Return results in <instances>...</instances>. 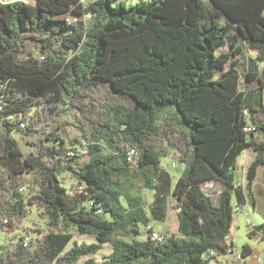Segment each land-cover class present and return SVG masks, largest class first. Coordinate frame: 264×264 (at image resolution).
Returning <instances> with one entry per match:
<instances>
[{"label":"trees","instance_id":"obj_1","mask_svg":"<svg viewBox=\"0 0 264 264\" xmlns=\"http://www.w3.org/2000/svg\"><path fill=\"white\" fill-rule=\"evenodd\" d=\"M261 62L264 0H0V232H27L0 244V264H78L107 242L108 256L84 264H209L228 254L234 205L257 204ZM71 110L73 138L61 119ZM84 143L89 159L79 163ZM248 147L256 158L240 172ZM170 154L186 164L176 181L161 164ZM215 181L217 201L205 189ZM142 188L154 192L151 215ZM30 206L43 223H24ZM170 208L177 228L161 241L137 238ZM249 235L263 241L264 222Z\"/></svg>","mask_w":264,"mask_h":264},{"label":"rangeland","instance_id":"obj_2","mask_svg":"<svg viewBox=\"0 0 264 264\" xmlns=\"http://www.w3.org/2000/svg\"><path fill=\"white\" fill-rule=\"evenodd\" d=\"M2 1H12V0H2ZM27 2H34L35 0H24ZM93 0H84L85 4L88 5ZM130 1H138V0H130ZM243 44V43H242ZM229 45H224L222 49L220 50H228ZM252 55V52L249 51L246 47H244V50L242 54L240 55L241 60V71L242 75H245L246 67H247V59L248 57ZM260 67L264 68V62L260 63ZM244 82V80H242ZM78 117L79 113L76 110H71L68 113H65L63 117H61L62 122L64 123V127L67 128L68 132L70 133V138H73L74 136H79V126H78ZM4 127L1 126L0 122V133H4ZM14 136L18 138L22 145L25 144V139L21 137L20 133L14 132ZM69 138V139H70ZM68 144L70 142L68 141ZM78 152L77 155L82 154V158L80 159L79 163H83L89 159L88 154V148L87 144L84 143V145L79 144L78 145ZM244 159V157H243ZM177 163V166L174 167V164ZM74 164V163H73ZM161 164L163 167L169 169L173 175L174 181L178 179L179 176H181L184 172V169L186 167L185 162L179 161L175 158L173 154L163 156L161 157ZM78 166V165H76ZM243 166V165H242ZM239 167L240 172L246 170ZM3 171V169L0 167V173ZM243 175V173H242ZM241 175V179L243 176ZM245 181H247V176L244 177ZM62 180L65 184V186L70 190V192H75L78 190V181L75 178V176L70 171H66L62 174ZM138 182V186H139ZM223 185L220 182H210L205 185V189L208 193H210L215 200L217 201V198L219 196V192ZM141 193L145 196L147 200V209L149 211V214L151 215L150 210V204L154 196L153 190L142 188L140 189ZM254 192L257 197V204L253 205L251 201L247 204L246 210H248V215L241 213L235 215V222L233 224L232 228V237L235 239L236 244V251L238 253L242 252V249L244 245L248 244L251 246V253L247 256H243V259L238 258L237 256L225 254L221 256H215L214 259L211 260L209 264H263L264 262V240L262 241L260 239V236H250L249 231L254 225H259L260 223L264 222V163H261L258 166L257 169V176L255 179V185H254ZM235 200V199H234ZM235 202V201H234ZM30 213L28 218L25 220V224L34 226V220L43 221L38 216V210L35 206H30ZM251 219V223L247 222V218ZM253 223V224H252ZM151 226L154 230L162 234L163 236H167L169 234V229L173 228L175 226L177 228L178 225V219H176V215L172 208L168 211V216L165 220H155L152 219L150 221ZM74 232V240L78 242H86V243H92L97 242L96 236L94 234L90 233H79L76 230H73ZM27 234L26 230L23 228H18L16 231L7 233V232H0V244H8L10 242L15 241L17 238V235H25ZM149 237L148 234V225H142L141 226V234L137 237L138 239H147ZM112 251V244L110 242L104 243L102 249L97 252L96 254H89L83 256L78 264H84L85 260L89 257H95L97 260H102L106 256H108Z\"/></svg>","mask_w":264,"mask_h":264},{"label":"built area","instance_id":"obj_3","mask_svg":"<svg viewBox=\"0 0 264 264\" xmlns=\"http://www.w3.org/2000/svg\"><path fill=\"white\" fill-rule=\"evenodd\" d=\"M245 112L247 113L248 110H245ZM245 129H246L247 131H251V130H253L254 128H253V126L248 125L247 127H245ZM135 153H136V150H135L134 148H131V149H130V152H129L130 157H133V156L135 155ZM72 154H74V152H72ZM245 176H246V174H245V175L243 176V178H242L243 181H245V179H244ZM79 188H82V186H79ZM246 208H247V204L244 205V206H241L240 204H235V205H234L235 215H236V213H237V214H238V213H239V214L244 213V214L248 215V210H246ZM247 222L251 223V219H250L249 217L247 218ZM252 224H253V223H252ZM148 234H149V238L152 239V240L161 241V240L164 239V236H163L162 234H160L159 232H157L156 230H154V229L152 228L151 224L148 225ZM28 239H29V238L27 237V238H26V241H27ZM232 239H233V237H232ZM233 240L235 241V239H233ZM228 254H230V255H234V256H237V257L240 258V259H243L242 254H241V253H238V252L236 251V248H235V247L232 248V249H230L229 252H228Z\"/></svg>","mask_w":264,"mask_h":264},{"label":"crops","instance_id":"obj_4","mask_svg":"<svg viewBox=\"0 0 264 264\" xmlns=\"http://www.w3.org/2000/svg\"><path fill=\"white\" fill-rule=\"evenodd\" d=\"M255 54V52H253V55ZM244 157V159H243ZM256 158V152L252 147H248L245 149V151L243 152V154L241 155V157L238 160V165L239 167H241L243 169H246L250 163Z\"/></svg>","mask_w":264,"mask_h":264}]
</instances>
